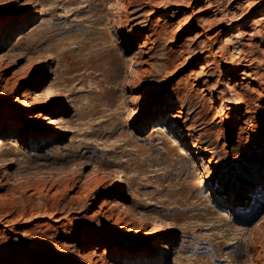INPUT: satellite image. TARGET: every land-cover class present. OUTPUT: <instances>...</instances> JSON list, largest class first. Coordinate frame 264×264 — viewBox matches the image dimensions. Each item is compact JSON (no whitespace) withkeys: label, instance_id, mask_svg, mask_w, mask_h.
Masks as SVG:
<instances>
[{"label":"rangeland","instance_id":"374dc122","mask_svg":"<svg viewBox=\"0 0 264 264\" xmlns=\"http://www.w3.org/2000/svg\"><path fill=\"white\" fill-rule=\"evenodd\" d=\"M206 1L0 0V264H264V0Z\"/></svg>","mask_w":264,"mask_h":264},{"label":"bare ground","instance_id":"6f19581e","mask_svg":"<svg viewBox=\"0 0 264 264\" xmlns=\"http://www.w3.org/2000/svg\"><path fill=\"white\" fill-rule=\"evenodd\" d=\"M198 1H202V0H198ZM206 2L208 4H210V2L208 0ZM13 10H15L17 12L20 9L14 8ZM200 11H197V12H200ZM32 12H33V14H36V15L41 14V13L36 12V11H32ZM191 19H192V15H188L185 18V22H189ZM238 28L239 27H236L235 30H238ZM233 55L234 56L238 55V49H236V48L233 49L232 56ZM206 66L205 67L204 66L201 67V69L204 70L205 68H207ZM240 69L241 68L238 65H235L233 71L234 72H238V71H240ZM223 85L228 87V88H230V85L228 84V82L227 83L224 82ZM50 92H52V91L49 90L48 94H50ZM27 97L29 99L25 103L27 107L28 106H34L35 108H38V109L40 108L39 107L40 98H41L40 94H38L36 91H33L29 95H27ZM211 103H212V101H211ZM234 106H235L234 109H233L234 115H235L236 118H238L239 115H241V109L243 107L242 100L240 98L236 99V103H235ZM40 117H41L40 113H34V114H31V115H28V117L27 118L25 117V118L27 119V121L29 123H31V122H34L35 120H41L42 117L41 118ZM42 119H43V121L41 123H38V125L36 126V129L41 131L42 134L45 133V132H48V131H53V132L56 133V135H54V136L57 138V137H63V136H65L66 133H69V131L65 128V126L61 125V122H62L61 119L55 120V119L46 118V117H43ZM154 130H158L160 133L168 132L170 130L174 137H181V131L178 130V129H174V130L170 129L168 124H159L157 122L154 125H152V131H154ZM7 133L10 134L11 131H6L5 129H0V135H4V134H7ZM37 137H38L37 133H33L32 136H31V141L37 139ZM39 141H41V140L38 139L37 142H39ZM23 143H25V138H23L22 135L18 134L16 136V138L13 139V141L9 143L10 144L9 147L13 148V147H16L17 145H22ZM33 148H36V147H33ZM10 150H6V149H2L1 150L0 149V157H1V155L6 154ZM182 152L185 153L186 157L188 159H190V160H193L197 156H201V155L204 154V151L201 148H194L193 152H187V151H182ZM117 182H118V185L119 184H120V186L123 185V180L122 179H118ZM4 186H5V183H1V181H0V190H2L4 188ZM251 188L250 189L252 190V192H254L255 195L246 196V195L241 194L240 191H235L233 193L234 198L231 199L230 198V194L224 193V192L219 191V190L215 192V195L218 196V197H222L223 201H225V202H229V201L232 200V201H235L237 203L238 202L240 203V202L244 201L246 204H252V203L255 202V198L260 197L263 194V192H264V177L262 179H260V180H257L256 182H254L252 184ZM122 190H123V188L121 189L120 194L124 193ZM0 201H1L0 204H2L3 203L2 200H0ZM119 248H121V245H118V247L114 249V252H119V250H120ZM84 250H86V249H84ZM96 250L100 251V248H97ZM100 254H101V256H103L105 254V251H101ZM97 256L98 255L95 252L94 253L92 252L90 254L86 253V255H85V257L87 258L88 262H91V263H92L93 258H96ZM145 256H147L146 252H142V253H140L138 255H130L128 259H129L130 264H138V262L140 260H142ZM165 258H167V257H165ZM124 260H126L125 257H122L121 254H117V256H112L111 258H109L108 262L110 264H122ZM97 262H99V261L98 260L94 261V264H98ZM100 264H108V263H105V262L102 263L101 262Z\"/></svg>","mask_w":264,"mask_h":264}]
</instances>
